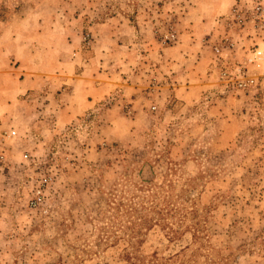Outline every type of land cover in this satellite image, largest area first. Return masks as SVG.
Instances as JSON below:
<instances>
[{
    "label": "rangeland",
    "instance_id": "obj_1",
    "mask_svg": "<svg viewBox=\"0 0 264 264\" xmlns=\"http://www.w3.org/2000/svg\"><path fill=\"white\" fill-rule=\"evenodd\" d=\"M263 9L0 0V264H264Z\"/></svg>",
    "mask_w": 264,
    "mask_h": 264
},
{
    "label": "built area",
    "instance_id": "obj_2",
    "mask_svg": "<svg viewBox=\"0 0 264 264\" xmlns=\"http://www.w3.org/2000/svg\"><path fill=\"white\" fill-rule=\"evenodd\" d=\"M263 13H264V9H263ZM46 181L47 179L44 180L42 186L45 185ZM42 186H40V188L36 191L34 197L30 200V205L32 207L38 206L43 201L44 194H43Z\"/></svg>",
    "mask_w": 264,
    "mask_h": 264
}]
</instances>
